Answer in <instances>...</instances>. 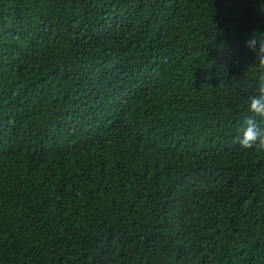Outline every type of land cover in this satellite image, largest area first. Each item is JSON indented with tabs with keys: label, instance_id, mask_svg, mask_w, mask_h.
Masks as SVG:
<instances>
[{
	"label": "trees",
	"instance_id": "trees-1",
	"mask_svg": "<svg viewBox=\"0 0 264 264\" xmlns=\"http://www.w3.org/2000/svg\"><path fill=\"white\" fill-rule=\"evenodd\" d=\"M254 32L264 0H0V264H264Z\"/></svg>",
	"mask_w": 264,
	"mask_h": 264
},
{
	"label": "clouds",
	"instance_id": "clouds-1",
	"mask_svg": "<svg viewBox=\"0 0 264 264\" xmlns=\"http://www.w3.org/2000/svg\"><path fill=\"white\" fill-rule=\"evenodd\" d=\"M246 47L255 54L257 71L264 74V33L254 32ZM246 109L249 115L242 121V135L236 137V143L243 149L264 151V79L259 82L255 93L248 97Z\"/></svg>",
	"mask_w": 264,
	"mask_h": 264
}]
</instances>
